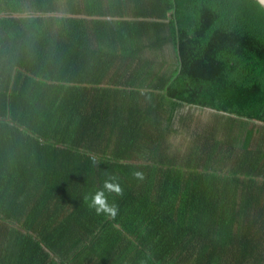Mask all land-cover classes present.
Returning a JSON list of instances; mask_svg holds the SVG:
<instances>
[{"label":"trees","instance_id":"1","mask_svg":"<svg viewBox=\"0 0 264 264\" xmlns=\"http://www.w3.org/2000/svg\"><path fill=\"white\" fill-rule=\"evenodd\" d=\"M0 264H264V8L0 0Z\"/></svg>","mask_w":264,"mask_h":264},{"label":"rangeland","instance_id":"2","mask_svg":"<svg viewBox=\"0 0 264 264\" xmlns=\"http://www.w3.org/2000/svg\"><path fill=\"white\" fill-rule=\"evenodd\" d=\"M171 48L166 47L164 50L163 58L166 60V57H171L170 53ZM214 112L208 109H199L196 107H183L180 109L175 116V125H179L177 119L179 116L184 118L185 126L180 128L179 134H171L167 137V143L173 150L172 153H178L179 155L186 152L188 145H190L193 140L194 131H203L206 128V124L212 120ZM261 125L259 123H250L249 128L252 130H259ZM168 145L164 148V151H167Z\"/></svg>","mask_w":264,"mask_h":264},{"label":"clouds","instance_id":"3","mask_svg":"<svg viewBox=\"0 0 264 264\" xmlns=\"http://www.w3.org/2000/svg\"><path fill=\"white\" fill-rule=\"evenodd\" d=\"M93 162H96V157L92 156ZM137 180H143L144 174L140 171L133 173ZM116 177H110L105 180L101 189L97 190L90 199L89 207L94 209L97 215H106L114 219L118 215V206L114 203H109L106 193H115L118 196L124 195V190L121 185L116 182Z\"/></svg>","mask_w":264,"mask_h":264},{"label":"water","instance_id":"4","mask_svg":"<svg viewBox=\"0 0 264 264\" xmlns=\"http://www.w3.org/2000/svg\"><path fill=\"white\" fill-rule=\"evenodd\" d=\"M255 1L264 8V0H255Z\"/></svg>","mask_w":264,"mask_h":264}]
</instances>
